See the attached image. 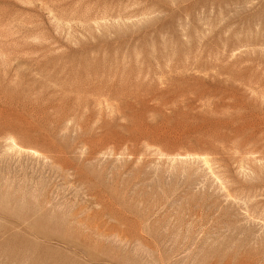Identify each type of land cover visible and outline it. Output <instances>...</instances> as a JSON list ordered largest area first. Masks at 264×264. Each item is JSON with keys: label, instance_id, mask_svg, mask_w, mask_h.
<instances>
[{"label": "rangeland", "instance_id": "obj_1", "mask_svg": "<svg viewBox=\"0 0 264 264\" xmlns=\"http://www.w3.org/2000/svg\"><path fill=\"white\" fill-rule=\"evenodd\" d=\"M0 264H264V0H0Z\"/></svg>", "mask_w": 264, "mask_h": 264}]
</instances>
